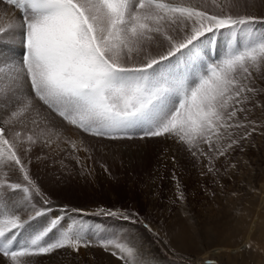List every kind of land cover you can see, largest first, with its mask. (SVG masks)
<instances>
[{
    "label": "snow or ice",
    "instance_id": "6c2138e0",
    "mask_svg": "<svg viewBox=\"0 0 264 264\" xmlns=\"http://www.w3.org/2000/svg\"><path fill=\"white\" fill-rule=\"evenodd\" d=\"M0 2L23 13L18 24L10 22L9 29L0 28V39L18 29L23 46L18 63L0 59V70L7 67L11 72L10 79L0 84V105L4 106L0 110L6 117H0V162L18 168L26 182L0 185V254L13 264H32L21 257L88 246L80 230L50 236L59 218L18 240L27 233L25 226L31 227V220L50 209H37L33 203L39 196L48 204L28 168L39 141L32 134L25 141L17 126L26 129L29 122L36 127L43 124L51 132L62 126L58 117L100 140L169 136L198 159L210 153L225 156L238 143L229 130L244 127L238 114L245 111L246 94L256 92L250 86L252 70L264 64V35L257 36L251 27L257 22L255 16L210 13L202 7L162 0ZM233 6L239 7V0ZM222 30L230 35L222 59L208 63L194 77L171 67L173 57H198L201 38ZM239 32L247 34L242 50L232 46ZM165 43L161 54H149L153 45L163 48ZM27 84L29 94L23 91ZM228 139L231 142L225 146L222 141ZM47 145L44 141L42 146ZM114 247L128 257L133 255L122 244ZM125 264H129L127 259Z\"/></svg>",
    "mask_w": 264,
    "mask_h": 264
},
{
    "label": "rangeland",
    "instance_id": "374dc122",
    "mask_svg": "<svg viewBox=\"0 0 264 264\" xmlns=\"http://www.w3.org/2000/svg\"><path fill=\"white\" fill-rule=\"evenodd\" d=\"M162 2L202 7L216 14L255 16L257 22L251 27L257 36L264 35V0H239V7L233 6L237 0ZM19 13L0 2V28L9 29L10 22L18 24L23 17ZM15 31L0 39V59L10 63L22 59V37L18 29ZM201 39L198 57L171 58L177 73L187 71L194 77L208 63L222 59L229 49L227 30ZM247 42V34L239 32L232 46L242 50ZM166 48V43L163 48L153 45L149 54H161ZM139 59H144V54ZM10 76L9 68L0 70V84ZM250 86L256 92L246 94L245 111L238 114L244 127L229 130L238 143L225 156L210 153L198 159L186 145L169 136L100 140L58 117L62 126L51 132L43 124L36 127L29 122L26 129L17 126L15 130L22 131L25 141L29 134L39 141L32 149L28 168L48 204L39 196L33 203L37 209H50L31 220V227L26 225L27 233L18 240L59 218V231L54 229L50 236L80 230L88 242L78 250L65 247L19 259H30L32 264H117L111 255L115 251L123 264L125 259L129 264H264V64L252 70ZM23 91L29 94L30 84ZM0 117L6 118L3 110ZM245 135L246 139H240ZM44 141H48L47 146H42ZM230 142L222 141L225 146ZM202 147L207 150L206 145ZM7 183L26 185L18 168L0 162V185ZM108 212L115 215H106ZM125 215L131 219H124ZM183 232L186 238L178 248L173 238ZM211 235L225 243L223 251L209 253L204 237ZM196 239L200 241L196 243ZM115 244L131 248L133 255L128 257ZM0 260L13 264L2 254Z\"/></svg>",
    "mask_w": 264,
    "mask_h": 264
},
{
    "label": "bare ground",
    "instance_id": "6f19581e",
    "mask_svg": "<svg viewBox=\"0 0 264 264\" xmlns=\"http://www.w3.org/2000/svg\"><path fill=\"white\" fill-rule=\"evenodd\" d=\"M10 8V7H9ZM19 15H21V13H19ZM12 172V171H11ZM208 231H209V229H208ZM210 232V231H209ZM207 234H209L208 232H207ZM186 238V236H185V232H183L182 234H180V235H178L176 238H173V240H175L176 239V247H178V248H182V246H183V240ZM204 240L206 241V246H207V248H208V250H210L209 251V253H213V251L214 252H221V251H223L224 249H225V243H223V241L222 240H220L218 237H212V235L211 236H209V237H207V236H205L204 237ZM196 241V243L197 242H199L200 240H198V239H196L195 240ZM230 241H232V240H230ZM191 246V245H190ZM211 249H213L212 250V252H211ZM112 256V258H113V261H115L117 264H123L122 263V261L121 260H119L118 261V257H117V255H113V254H111ZM112 264H113V262H111Z\"/></svg>",
    "mask_w": 264,
    "mask_h": 264
}]
</instances>
